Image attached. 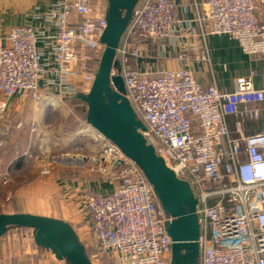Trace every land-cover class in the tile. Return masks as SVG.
Instances as JSON below:
<instances>
[{
    "label": "built area",
    "instance_id": "2783aa9c",
    "mask_svg": "<svg viewBox=\"0 0 264 264\" xmlns=\"http://www.w3.org/2000/svg\"><path fill=\"white\" fill-rule=\"evenodd\" d=\"M100 1L59 0L40 28L15 26L0 37V133L8 129L6 109L16 96L58 105L88 94L106 28L105 12L95 13ZM263 10L264 0H205L196 21L203 36H226L245 55L264 60ZM185 30L196 36L175 0H139L116 51L118 71L111 75L122 78L146 144L189 184L197 201L198 264H264V131L244 132V124L258 122L264 112V84L256 88L251 71L235 80L231 92L204 87L191 64L207 57L178 43ZM166 52L178 68L157 77L139 70ZM81 132L99 145L100 158L90 160L88 172L113 186L105 195L83 197L91 235L83 246L91 264H168L171 219L151 185L100 133L90 127Z\"/></svg>",
    "mask_w": 264,
    "mask_h": 264
},
{
    "label": "crops",
    "instance_id": "0c3cea01",
    "mask_svg": "<svg viewBox=\"0 0 264 264\" xmlns=\"http://www.w3.org/2000/svg\"><path fill=\"white\" fill-rule=\"evenodd\" d=\"M57 1L59 0H0V37H5L8 30L15 26L40 28L43 25V16ZM204 2L205 0H175L178 15L190 24L196 35L189 37L188 31L185 30L184 37L178 43L198 47L199 52L207 57L205 61L191 64L197 81L204 87L214 84L219 90L231 92L237 78L247 76L253 71L255 73L253 84L256 88L261 87L264 84V60L261 56L245 55L238 43L226 36H203V29L196 20L202 13ZM261 18L264 22V10ZM149 46L152 53L153 46ZM192 53L188 52L190 56ZM178 67L173 54L166 52L165 58H160L156 62L144 61L139 65V70L149 73L151 77H157L163 70ZM76 100L77 98H74L69 101ZM67 101L59 103L58 108H54L56 104L34 103L21 96L9 101L4 121L8 129L0 133V192L4 187H10L8 191L12 192L15 204L25 208L17 212L60 220L68 224L79 241L84 244L82 240L86 236L91 240V235L88 215L83 210V197L105 195L111 192L113 186L109 185L104 177L88 172L90 160H97L100 157L99 145L90 136H85L81 132L88 129L85 120L77 123L79 133L74 141L71 140L69 143L67 138L53 136L50 127L62 128L63 121L66 122L70 116L72 117L71 111L67 109ZM62 107H67L66 111L60 116L56 115L54 109ZM56 119L62 121H58L59 124L55 126ZM234 122L235 119L230 118L228 126L232 136L236 137ZM18 123L21 124L19 128ZM262 131L264 112L258 122L244 124L245 135ZM62 143L69 147L61 149V152H66L68 156H80L82 160L69 159L56 166H49L54 172L51 171L49 177H44L45 179L40 181L41 187H44L40 191L18 189L17 184H25L28 177L37 176L36 170L39 172L41 169L39 165L41 163L38 162L40 158L50 151L58 152L56 149L63 145ZM42 251L41 248L34 246L32 250L30 248L32 254L26 252V255H44L50 263H59L51 253L53 259ZM24 259H20L19 263L31 264L28 258Z\"/></svg>",
    "mask_w": 264,
    "mask_h": 264
},
{
    "label": "water",
    "instance_id": "95a60500",
    "mask_svg": "<svg viewBox=\"0 0 264 264\" xmlns=\"http://www.w3.org/2000/svg\"><path fill=\"white\" fill-rule=\"evenodd\" d=\"M105 1L106 28L100 39L98 67L88 94L77 96L86 106L85 123L113 143L151 185L163 213L171 219L166 226L171 240L168 264H198L197 201L189 184L178 179L153 147L146 144L139 132L145 127L124 96L122 78L111 75L112 70L118 71L116 51L139 0ZM77 159L82 160L80 156ZM10 228L30 230L35 246L49 251L58 261L91 264L75 232L60 220L23 212L0 213V239Z\"/></svg>",
    "mask_w": 264,
    "mask_h": 264
},
{
    "label": "rangeland",
    "instance_id": "374dc122",
    "mask_svg": "<svg viewBox=\"0 0 264 264\" xmlns=\"http://www.w3.org/2000/svg\"><path fill=\"white\" fill-rule=\"evenodd\" d=\"M100 5L95 8V13H101L103 14L106 11V1L101 0ZM68 105V104H66ZM59 106L55 105L54 108H58ZM67 107H62L59 109H54L55 114L60 116L64 111H66ZM71 111L72 117L62 123L63 127L62 128H56V127H50L51 132L54 134V137L57 138H67L69 140L68 142L70 143L71 140H75L76 137H78L79 129L77 128V123L80 121L85 120V114H86V106L85 104H80L79 102L75 101L71 106L68 105V108ZM58 121H62L59 119H56L55 121V126L58 125ZM74 123V124H72ZM63 145H60L56 150L57 151H50L49 154H46L45 156H42L40 160L38 161L40 165L39 172H37V176L34 177H28L26 179V183L16 186L18 189H28L33 192L35 191H40L42 188L40 181L42 179H45L44 177H49L51 171L54 172V169H49V166H56V164L63 163L69 159L77 161L76 156H68L65 153L66 152H61V149H65L69 147V145H64L65 143H62ZM99 150V146H98ZM66 151V150H64ZM68 154V153H67ZM79 161V160H78ZM45 170V171H44ZM56 171V169H55ZM46 172V173H45ZM40 173V174H39ZM43 176V177H42ZM15 187V188H16ZM10 187L6 186L3 188V191L0 192V213H10V212H17L21 209L25 208H20L18 207L14 201L13 194L11 191H8ZM35 210V209H34ZM83 236V235H82ZM89 238V240H88ZM85 245H88L90 241V237L86 236L84 240H82ZM35 244L32 240L31 236V231L28 229H21V228H10L6 234L0 239V264H20V259H24L25 257L28 258L29 262L31 264H63V263H50L48 261V258L46 256L42 255H33V256H28L26 255V252L30 253V248L32 250V247H34ZM39 248V247H38ZM35 249H37L35 247ZM42 252L47 254L49 258H52V255H50V252L42 249ZM91 253V252H90ZM32 254V253H30ZM36 256V259L34 260V257ZM26 260V259H24Z\"/></svg>",
    "mask_w": 264,
    "mask_h": 264
},
{
    "label": "trees",
    "instance_id": "16d2710c",
    "mask_svg": "<svg viewBox=\"0 0 264 264\" xmlns=\"http://www.w3.org/2000/svg\"><path fill=\"white\" fill-rule=\"evenodd\" d=\"M76 101L79 102L80 104H83L79 99H77ZM67 104L69 106H71L73 104V102H71V101L68 100L67 101ZM85 253H86L87 256H89L90 251L85 250ZM103 264H111V263L109 261H107L106 259H103Z\"/></svg>",
    "mask_w": 264,
    "mask_h": 264
}]
</instances>
